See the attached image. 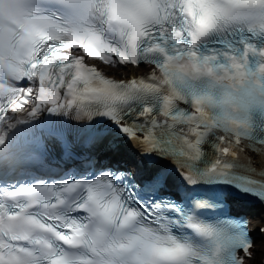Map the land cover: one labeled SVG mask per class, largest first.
Returning a JSON list of instances; mask_svg holds the SVG:
<instances>
[{"label": "snow or ice", "instance_id": "1", "mask_svg": "<svg viewBox=\"0 0 264 264\" xmlns=\"http://www.w3.org/2000/svg\"><path fill=\"white\" fill-rule=\"evenodd\" d=\"M252 12L264 14V0H0L9 17L7 41L0 27V264H254L264 216L184 186L233 184L264 202V133L250 117L218 131L191 98L164 112L159 80L188 57L253 84L251 105H264V25L240 35L229 26ZM210 33L224 39L205 51L198 37ZM81 120L86 137L72 127ZM120 137L142 168L94 151L119 153ZM48 140L62 149L51 164ZM77 144L88 151L77 155Z\"/></svg>", "mask_w": 264, "mask_h": 264}, {"label": "clouds", "instance_id": "2", "mask_svg": "<svg viewBox=\"0 0 264 264\" xmlns=\"http://www.w3.org/2000/svg\"><path fill=\"white\" fill-rule=\"evenodd\" d=\"M248 25L256 27L264 25V14L249 13L229 26ZM0 27L4 29L2 35L7 41L9 35V17L7 15L0 18ZM189 31L195 32L196 30L190 28ZM211 35V33L201 34L197 43L203 42ZM195 46L196 43L189 39L188 47ZM167 71V76L164 73L159 75L160 87L163 89L161 95L165 97L161 101L164 112H167L177 99L191 98L199 100V103L194 104V108L201 120L219 124L221 132L225 128L239 129L246 125L249 110L252 107L249 93L255 88L253 84L241 78L210 74L203 67L197 70L188 57L170 63Z\"/></svg>", "mask_w": 264, "mask_h": 264}, {"label": "bare ground", "instance_id": "3", "mask_svg": "<svg viewBox=\"0 0 264 264\" xmlns=\"http://www.w3.org/2000/svg\"><path fill=\"white\" fill-rule=\"evenodd\" d=\"M261 216H264V213H262L260 215V217ZM257 238L259 239L258 244L260 243V241L264 240V237L260 239L259 235H257ZM256 256H258V257L264 256V249L257 248L256 249Z\"/></svg>", "mask_w": 264, "mask_h": 264}, {"label": "rangeland", "instance_id": "4", "mask_svg": "<svg viewBox=\"0 0 264 264\" xmlns=\"http://www.w3.org/2000/svg\"><path fill=\"white\" fill-rule=\"evenodd\" d=\"M260 239H261V236H260Z\"/></svg>", "mask_w": 264, "mask_h": 264}]
</instances>
